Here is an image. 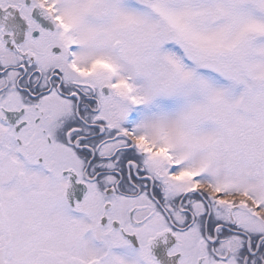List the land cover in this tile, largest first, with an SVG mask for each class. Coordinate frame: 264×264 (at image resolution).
<instances>
[{
    "label": "snow or ice",
    "instance_id": "6c2138e0",
    "mask_svg": "<svg viewBox=\"0 0 264 264\" xmlns=\"http://www.w3.org/2000/svg\"><path fill=\"white\" fill-rule=\"evenodd\" d=\"M0 264H264V0H0Z\"/></svg>",
    "mask_w": 264,
    "mask_h": 264
}]
</instances>
